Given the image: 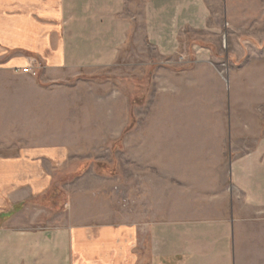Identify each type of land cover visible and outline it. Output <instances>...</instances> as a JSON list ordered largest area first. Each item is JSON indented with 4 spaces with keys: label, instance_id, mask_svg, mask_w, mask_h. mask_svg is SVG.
<instances>
[{
    "label": "crops",
    "instance_id": "obj_1",
    "mask_svg": "<svg viewBox=\"0 0 264 264\" xmlns=\"http://www.w3.org/2000/svg\"><path fill=\"white\" fill-rule=\"evenodd\" d=\"M232 2L0 0V264H264V136L243 153L233 140L169 149L187 158L150 166L120 224L82 222L61 203L60 223L39 224L23 206L50 188L65 154L49 87L114 70L121 55L132 63L133 47L161 70L182 58L213 71Z\"/></svg>",
    "mask_w": 264,
    "mask_h": 264
},
{
    "label": "rangeland",
    "instance_id": "obj_2",
    "mask_svg": "<svg viewBox=\"0 0 264 264\" xmlns=\"http://www.w3.org/2000/svg\"><path fill=\"white\" fill-rule=\"evenodd\" d=\"M230 7L213 71L186 70L182 58L161 70L149 49L133 47L132 63L121 55L114 70L49 87L53 143L65 154L50 188L24 201L39 224L60 223L59 203L76 207L82 222L120 224L124 203L134 216L150 166L159 172L187 158L169 149L233 140L243 153L264 136V0H233ZM200 130L213 135L194 140ZM165 192L160 188V197Z\"/></svg>",
    "mask_w": 264,
    "mask_h": 264
},
{
    "label": "built area",
    "instance_id": "obj_3",
    "mask_svg": "<svg viewBox=\"0 0 264 264\" xmlns=\"http://www.w3.org/2000/svg\"><path fill=\"white\" fill-rule=\"evenodd\" d=\"M22 71H23L24 73H31V74H33V75L36 74L35 72H32V71L30 70V68H24Z\"/></svg>",
    "mask_w": 264,
    "mask_h": 264
}]
</instances>
